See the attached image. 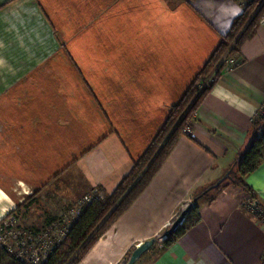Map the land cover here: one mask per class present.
I'll use <instances>...</instances> for the list:
<instances>
[{
    "label": "crops",
    "instance_id": "1",
    "mask_svg": "<svg viewBox=\"0 0 264 264\" xmlns=\"http://www.w3.org/2000/svg\"><path fill=\"white\" fill-rule=\"evenodd\" d=\"M243 9L236 0H0V221L22 203L12 186H30L22 192L29 195L41 176L24 137L65 145L60 133L74 129L76 157L40 188L51 190L57 211L111 193ZM67 17L75 20L63 27ZM66 30L76 31V54ZM237 55L241 63L222 73L198 107L193 135L179 137L80 264H122L153 237L155 246L135 264L147 256V264H264V227L243 207L242 189L212 203L197 199L254 138L252 121L264 103V24ZM247 181L264 203V162ZM196 202L200 222L164 249L160 235Z\"/></svg>",
    "mask_w": 264,
    "mask_h": 264
},
{
    "label": "trees",
    "instance_id": "2",
    "mask_svg": "<svg viewBox=\"0 0 264 264\" xmlns=\"http://www.w3.org/2000/svg\"><path fill=\"white\" fill-rule=\"evenodd\" d=\"M242 11L231 23L232 26L228 33L222 35L221 41L212 56L196 74L197 76L190 85L186 87L187 89L178 99L179 101L171 105L161 128L142 155L134 160L130 172L122 178L111 193H106L103 197H100V194L94 195V198L85 202L80 215L74 220L61 244L54 246L41 264H80L100 237L128 210L151 182L181 137L183 128L191 120H194L203 98L215 85L211 84L200 90L198 87L200 82L212 72L229 49V55L238 54L243 43L256 34L260 25L259 21L264 15V0H250ZM252 122L254 138L245 154L230 169L229 177L222 180L219 185L209 187L197 199L212 203L219 194L229 190L230 186L234 185L246 193L247 198L245 200H256L264 209V203L258 197V193L247 181L248 176L264 162V112L260 111ZM242 205L245 206L244 203ZM21 206L19 204L6 218L2 219L0 225L4 224L7 218L13 216ZM199 211L200 205L196 202L188 211L185 219L172 232H170V226L160 235L159 238H162L164 249L172 246L190 228L200 222ZM0 264L31 263L21 261L2 247Z\"/></svg>",
    "mask_w": 264,
    "mask_h": 264
},
{
    "label": "rangeland",
    "instance_id": "3",
    "mask_svg": "<svg viewBox=\"0 0 264 264\" xmlns=\"http://www.w3.org/2000/svg\"><path fill=\"white\" fill-rule=\"evenodd\" d=\"M73 19L75 20L74 17H70V18L67 17L65 19L66 20L65 22L68 21L69 23L67 22L63 27H66L68 25L71 26L72 25L71 21H73ZM69 33L71 34V36L68 37V39L74 40L73 43L71 44L72 47L71 50H73V52L76 54V31H69V32L67 30L64 31V35H69ZM58 34L63 39L61 33L58 32ZM227 52L229 53L230 49ZM69 55H71L70 52ZM52 113H54V116L52 118L55 119V116L56 118L58 117L56 114H59V111H51L50 114ZM19 117L20 116L18 115V118ZM52 129L54 130V132H56L57 127L55 128L53 124ZM60 134H63L62 137L65 140V145L48 143V140L46 139L45 140L47 142L45 140H40L39 138L37 139L35 138L31 140L30 137L27 138L24 137V140L22 142L29 148V151L31 150L32 153L31 156L33 157V159L37 163H41V167L43 168L41 169L42 172L39 173L41 174L39 179H35L34 180L35 183L31 185V187L34 190L31 194L29 195L22 194L23 191H29L28 189L30 188V186L26 184L12 186L14 188L13 190L14 192H12L13 195L16 198L23 197L22 203H20L22 205L21 208L18 211H16V213L13 215L14 216L13 228L16 231H21V232L31 231L32 233L35 232L40 233L39 235L41 236L40 237L41 243L37 246H39L38 248L41 250L42 253L44 252L45 248H42L41 246L47 243H49L48 245L51 246V248H53L57 244H61L67 232L69 231V228L73 224L74 220H76V218L80 215L83 209L82 206L85 204V202L88 201V199L94 198V196H88L85 198L83 197L74 202H67L64 205H59L61 209L60 211H57L54 206L56 203L53 202L55 200V197L52 196L53 194H50L51 190L49 188L40 190V188H43L45 184L48 182L47 180L48 178L49 180H51L55 177V176L51 177V175H53L54 173L59 174L61 170H63V168L76 157V153L72 151V148L76 147V138L74 140V135H75L74 129L72 130V128H65L63 129V132ZM59 148H63L65 151H63V156H58L57 159H55L52 156L53 155L52 149L58 150ZM32 170L37 171L36 169H32ZM30 177L31 178L33 177L32 173ZM231 188L235 189L237 188V186L231 185L229 189ZM104 194L106 193L103 192L100 195L103 197ZM48 200H52V201H48ZM245 201L246 200H244L242 204L245 203ZM161 239L162 238H159V240ZM1 243L2 240L0 239V250L2 248ZM161 243H163V241L159 242V244ZM130 255L128 252L126 256L122 257L121 263L122 264L126 263ZM151 259H152L151 256H147L144 258V260L140 262V264H147Z\"/></svg>",
    "mask_w": 264,
    "mask_h": 264
},
{
    "label": "built area",
    "instance_id": "4",
    "mask_svg": "<svg viewBox=\"0 0 264 264\" xmlns=\"http://www.w3.org/2000/svg\"><path fill=\"white\" fill-rule=\"evenodd\" d=\"M241 3L244 7L250 2V0H236ZM260 24H264V15L260 19ZM241 63V59L237 54L229 55L227 52L222 59L218 62L215 68L212 70L209 75L203 79L200 84V90L204 89L205 86L216 84L222 73L234 70ZM262 112H264V103L261 108ZM192 120L189 124H187L183 130L182 135L190 137L193 135L192 133ZM100 197H102L100 195ZM91 200V199H88ZM247 210H249L261 224L264 226V209L256 200H246L244 203ZM14 226V216H11L5 220V223L0 225V239L2 240V247L6 248L9 253L14 254L21 261L28 262L31 264H41L43 260H45L48 254L53 250L51 246L47 244L41 246L44 249L42 253L38 248L41 240L40 233H32L30 232H21L16 231L13 228ZM58 245V244H57ZM163 246V243H161ZM263 263H264V255H263Z\"/></svg>",
    "mask_w": 264,
    "mask_h": 264
},
{
    "label": "water",
    "instance_id": "5",
    "mask_svg": "<svg viewBox=\"0 0 264 264\" xmlns=\"http://www.w3.org/2000/svg\"><path fill=\"white\" fill-rule=\"evenodd\" d=\"M229 172H227V174L213 186L219 185L222 180H224L227 177H229V175H230ZM192 207H193V205H192V203H190L183 211H181L180 215L178 216V218L176 219L174 224H172V226L170 228V232H172L176 228V226H178V224L181 223L185 219L186 215L188 214V211L191 210ZM156 241H157V238L153 237L151 239L143 241L138 246H136L134 248V250L132 251V253H131L130 257H129V260L127 261L126 264H135L136 261L144 253H146L155 244Z\"/></svg>",
    "mask_w": 264,
    "mask_h": 264
}]
</instances>
